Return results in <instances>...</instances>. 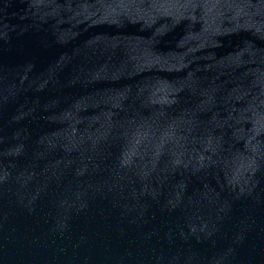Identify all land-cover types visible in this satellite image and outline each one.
I'll use <instances>...</instances> for the list:
<instances>
[{"label":"water","instance_id":"1","mask_svg":"<svg viewBox=\"0 0 264 264\" xmlns=\"http://www.w3.org/2000/svg\"><path fill=\"white\" fill-rule=\"evenodd\" d=\"M0 264H264V0H0Z\"/></svg>","mask_w":264,"mask_h":264}]
</instances>
